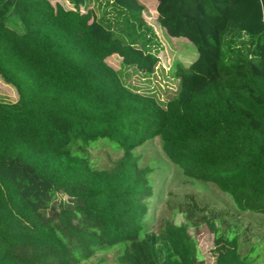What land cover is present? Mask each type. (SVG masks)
<instances>
[{"label": "trees", "instance_id": "obj_1", "mask_svg": "<svg viewBox=\"0 0 264 264\" xmlns=\"http://www.w3.org/2000/svg\"><path fill=\"white\" fill-rule=\"evenodd\" d=\"M149 10L174 48L196 49L168 72L177 83L163 99L121 76L156 72ZM0 80L17 94L0 100V264L113 250L116 264H201L188 231L196 203L185 222L146 232L151 168L134 150L154 137L185 177L264 215V0H0ZM97 141L122 152L108 170L92 165ZM203 222L211 264L253 263L236 236Z\"/></svg>", "mask_w": 264, "mask_h": 264}, {"label": "rangeland", "instance_id": "obj_2", "mask_svg": "<svg viewBox=\"0 0 264 264\" xmlns=\"http://www.w3.org/2000/svg\"><path fill=\"white\" fill-rule=\"evenodd\" d=\"M154 11L145 13V20L154 27L162 44L158 52L159 62L154 75L143 77L133 70L121 73L128 86L139 91L155 92L158 98H164L176 87L177 81L168 76L176 61L188 65L196 55L195 47L188 43L179 50L173 47L170 33L158 29L155 25ZM194 30L199 23H192ZM109 64L121 72L118 56L108 58ZM177 77V76H176ZM177 80V79H176ZM0 100L15 102V89L0 80ZM92 165L97 169H110L122 152L103 141L95 142L88 151ZM140 166L151 168L150 182L152 195L147 199L148 211L144 218L146 232L157 234L167 220L175 223L185 222L183 213L192 204L197 209L188 221L189 234L195 239L201 257V264H211L209 250L212 247V233L208 230L204 218L214 221L220 232L232 234L238 238L239 252L254 257L252 264H264V215L257 212L240 211L229 195L220 191L213 183L191 180L185 177L160 149V140L154 137L145 141L134 150ZM116 251L96 253L81 264H116Z\"/></svg>", "mask_w": 264, "mask_h": 264}]
</instances>
